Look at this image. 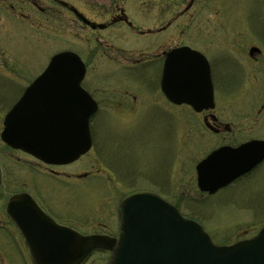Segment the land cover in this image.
Returning a JSON list of instances; mask_svg holds the SVG:
<instances>
[{"label": "rangeland", "instance_id": "374dc122", "mask_svg": "<svg viewBox=\"0 0 264 264\" xmlns=\"http://www.w3.org/2000/svg\"><path fill=\"white\" fill-rule=\"evenodd\" d=\"M29 1L0 0V131L5 113L45 69L53 54L72 49L87 58L86 29L76 25L67 12L61 14L60 20L56 13L48 11L43 15ZM41 1L45 6L53 0ZM228 6H233L236 14L229 23L223 17V50L214 72L218 103L214 113L220 121L247 130L242 133L245 137L237 133L226 140L236 143L251 134L264 138V109H260L264 104V0H240ZM229 27L234 28L233 33L225 34ZM253 45L262 51L256 62L247 59ZM233 46L243 51L241 58L253 68L231 51ZM111 71L115 76L109 82L93 83L91 73L83 80V85L97 91L100 99L113 96L109 104L103 101L91 119L92 149L72 165L75 172H89L92 178L74 181L62 174L61 180L55 181L26 173L33 182L30 191H42L58 218L77 221L80 230L89 232L117 233L121 201L132 193L147 191L176 204L185 216L198 221L216 244H232L258 233L264 226V163L228 190L214 195L200 193L196 164L224 142L223 136H207L202 115L166 106L158 91L162 99L159 107L167 109H154V92L150 91L155 82L138 83L133 88L128 81L116 77L125 74ZM128 89L140 94V106L146 105L133 114L119 103ZM122 109L130 113H122ZM0 157L4 172L0 191L22 189L27 180L22 169L28 157L12 153L1 138ZM68 167H61V171ZM6 199L0 197L1 225L7 218ZM0 254V264H31L30 259L27 263L18 255L6 229H0ZM108 257L109 252L98 251L85 264H105Z\"/></svg>", "mask_w": 264, "mask_h": 264}, {"label": "water", "instance_id": "95a60500", "mask_svg": "<svg viewBox=\"0 0 264 264\" xmlns=\"http://www.w3.org/2000/svg\"><path fill=\"white\" fill-rule=\"evenodd\" d=\"M85 72L77 53L54 54L6 114L2 139L50 163L70 162L87 152L97 104L81 86ZM199 74L191 96L185 94L183 83L169 84L167 77L162 84L165 93L197 110L213 106L207 62ZM263 158V140L221 147L198 163V185L214 193ZM23 197L13 196L7 211L22 230L34 264H83L98 249L111 251L106 264H264V227L251 238L218 245L199 222L152 192L134 193L121 202L117 237L83 235L61 226L30 196Z\"/></svg>", "mask_w": 264, "mask_h": 264}, {"label": "flooded vegetation", "instance_id": "af4514ba", "mask_svg": "<svg viewBox=\"0 0 264 264\" xmlns=\"http://www.w3.org/2000/svg\"><path fill=\"white\" fill-rule=\"evenodd\" d=\"M29 2L32 6H37L43 15L48 11L50 13H56V16L60 15V20L62 17L61 14L67 12L71 15V20L75 22L76 25L87 30V58L80 52H77L85 63L87 69L86 75L91 73L90 78L93 79V83L98 81H111L114 78V72H112L111 69H114L116 72L125 74H119V76L116 77L128 81L133 88H137L136 85H139L138 83L155 82L154 84H156V86L150 91V93L154 92L152 98V101L156 104L154 109L159 107V102H162L163 99L166 106L175 105L195 115H202L207 136L217 139L223 136L224 138V142L214 147L208 154L224 145L237 147L254 139L264 140L263 137H257L251 134L247 135L242 141L236 143L227 142L226 140L231 136L237 135V133H240L238 137H245L242 133L247 130L243 128L236 129L235 124L220 121L214 113V110L218 107L214 72L220 53L223 50V44L221 42L224 29L223 17L226 23H229L228 20L233 19V15L236 13L233 12L234 7L231 6V8L228 5L240 3V0H53L49 5L45 6H43L45 3H42L41 0H31ZM233 31L234 28L229 27L228 32L224 33L232 34ZM212 37L213 39H211ZM233 47L235 48V46ZM192 51H194L193 54H191ZM231 51L239 54V58H244L242 50L231 48ZM261 52L258 46H250L247 59L251 62H256ZM240 60L246 62L242 58ZM204 62H208L210 68L214 89V108H203L201 111H197L188 102L176 104L162 91V83L167 77V82L169 84L174 85L175 82L183 83L186 88L185 94L191 96L195 93L192 87H196L195 84L200 82L199 69ZM249 67L253 68L254 66L249 65ZM101 69H106L105 74L100 73ZM97 71L98 73L96 75ZM84 87L96 100L98 108L95 113L100 110L103 101L107 104L111 102L113 97H111V94H108L109 96L105 100L100 99L98 97L99 95L97 96V91L95 94L86 86ZM156 91L161 93V100ZM134 92L135 93L128 89L124 98L119 101L120 106L122 105L124 108H128L131 114L139 107H146V105L140 106L142 105V103H140L141 96L138 92ZM198 95L201 96V93L198 92ZM130 101L133 102L131 105ZM123 102H125V104H122ZM159 108L167 109L164 108V106ZM260 109H264V104L261 105ZM121 112L130 113L127 109H122ZM91 133L93 136L92 128ZM6 146L12 153H21L28 157V162L24 163V168L22 169L24 170L25 176L26 173H31L55 181H60L62 174L73 178H70V180L74 181H87L92 178H90V176H92L91 173L75 172L72 167L73 164L87 153L79 159L66 164H48L22 150L14 149L8 145ZM30 160L32 161L30 162ZM263 163L264 160L250 171L236 177L233 182L219 188L217 191L230 189L236 182L251 175ZM67 166H69L68 168L70 169H67L65 172L61 171V167ZM0 178L1 189L4 183L1 157ZM26 179L28 181H23V186L20 190H10L11 192L0 191V197H7L5 204V215L7 218L4 225L0 224V229H6L9 232V236L14 242L18 255L26 259L27 263L29 259L32 262L30 248L27 245L26 238L22 231L7 212V206L11 197L18 194H22L24 197L30 196L28 198H32L40 209L57 224L72 228L87 235H117V233L113 234L101 230H93L90 232L80 230V228L77 227V221L58 218L49 207L50 203H47L42 197V191H30L33 182L29 177L27 178V176ZM197 189L201 191L198 186ZM41 200L44 201V204Z\"/></svg>", "mask_w": 264, "mask_h": 264}]
</instances>
